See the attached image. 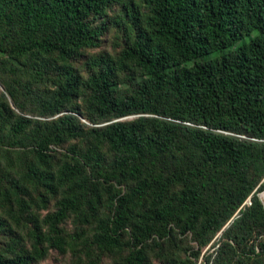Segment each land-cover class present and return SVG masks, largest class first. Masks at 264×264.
<instances>
[{
  "label": "trees",
  "instance_id": "trees-1",
  "mask_svg": "<svg viewBox=\"0 0 264 264\" xmlns=\"http://www.w3.org/2000/svg\"><path fill=\"white\" fill-rule=\"evenodd\" d=\"M261 192L264 0H0V264H264Z\"/></svg>",
  "mask_w": 264,
  "mask_h": 264
},
{
  "label": "rangeland",
  "instance_id": "rangeland-1",
  "mask_svg": "<svg viewBox=\"0 0 264 264\" xmlns=\"http://www.w3.org/2000/svg\"><path fill=\"white\" fill-rule=\"evenodd\" d=\"M116 40H117L116 34L113 30H111L110 32H108L102 36V41H101L100 46L93 48L90 51L93 53H97V52H101V51L112 52L113 49L115 48V41ZM214 241H215V239H214ZM207 248H209V247H206V249ZM206 249H204V251ZM209 249L212 250L211 248H209ZM67 261H68V255L63 256L56 251H51L45 259L41 260L37 264H66ZM200 261L201 260H199V264L201 263ZM104 264H108L107 261H105Z\"/></svg>",
  "mask_w": 264,
  "mask_h": 264
},
{
  "label": "water",
  "instance_id": "water-1",
  "mask_svg": "<svg viewBox=\"0 0 264 264\" xmlns=\"http://www.w3.org/2000/svg\"><path fill=\"white\" fill-rule=\"evenodd\" d=\"M260 199L264 203V192L259 193Z\"/></svg>",
  "mask_w": 264,
  "mask_h": 264
}]
</instances>
